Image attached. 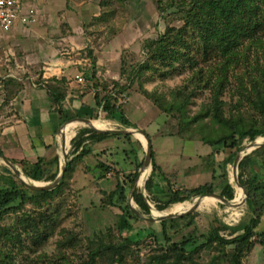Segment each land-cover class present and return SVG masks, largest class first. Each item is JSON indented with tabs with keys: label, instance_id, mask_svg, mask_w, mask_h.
Listing matches in <instances>:
<instances>
[{
	"label": "rangeland",
	"instance_id": "rangeland-1",
	"mask_svg": "<svg viewBox=\"0 0 264 264\" xmlns=\"http://www.w3.org/2000/svg\"><path fill=\"white\" fill-rule=\"evenodd\" d=\"M184 1L186 0H39L36 19L40 23L36 22L37 26L34 27L32 24L33 28L28 27V30L13 29L9 35L0 33V93L6 88L14 89V85L10 83L8 86L7 82L8 79L15 80V76L8 74L16 75L17 68L23 70V74L18 75L21 78L19 82L21 87L28 88V85L35 82L43 87L41 89H50L47 87L50 83H45V79L42 78L44 70L42 66L46 63L52 64L55 59H60L65 64L77 66L79 71L87 69L91 75L93 69L97 71V58L102 71L97 77L107 82L116 78L125 85V90L118 94V104L136 127L106 119L105 112L101 108L97 111V116L90 120L105 122L106 126L101 129L143 130L150 137L157 164L174 189L195 187L211 181L214 185L213 193L221 195L223 187L228 183L233 188V197L229 201L234 200L236 203L238 186L232 176L233 162L228 163L225 169L223 164V159L232 150L217 148V151L214 150L210 154L207 152L210 147L200 140L205 136L215 139L224 131L225 128L214 116L215 112L234 120L238 136L243 135L250 127L264 123V112L259 111L255 105L258 96L264 94V37H261L260 42L255 43L244 40L238 47L241 49L239 61L235 63L227 61L228 57L221 58L220 54L212 51L213 46L209 45L213 41L208 43L209 39L206 38L204 41L200 33L202 29L200 24L186 15L184 10L189 7L182 6ZM18 35L21 38L37 39L35 45L38 49L31 50V55L28 54L30 56L21 61L16 56L19 42H17L18 37L15 36ZM161 36L171 41L168 48L171 50L175 48L178 54L170 55L171 52L168 54L154 50L153 53L160 54V57L154 56L150 60V67L142 69L132 78V74L128 71L150 55L149 41L156 42L153 48L158 43L162 44ZM29 40L27 43L30 46L33 42ZM18 63L22 66L19 64L18 67ZM92 63L95 65L93 69H91L93 66H88ZM227 64L229 66L225 70ZM97 77H88L87 84L91 86L98 80ZM38 78H41L40 83L36 81ZM81 87L83 88L84 85ZM43 96H45L44 92L40 98ZM158 104L163 105L161 107L165 110L163 111L165 117L162 114L164 119L158 116L160 112L156 107ZM83 127L89 128L80 123L74 129V133ZM116 133L120 134V136L116 135L120 140L124 139L127 147L124 156H120L123 162L120 160L116 163L118 170L124 175L136 166L137 158L129 152L131 148L138 151V157L143 163L146 145L138 138L137 133L129 134L130 137L127 139L124 134ZM169 134L172 136H168ZM259 137L264 138V135H258L254 140H250L245 135L241 141L240 149L244 152L241 160L245 159L242 178L255 184L251 188L242 185L245 192L238 205H228L212 195L206 196L214 197L213 203L199 205L198 200L203 197L200 195L181 202L184 207L181 210L172 211L174 204L158 210L156 201L168 199V190H166L168 184L158 172L152 173V166L142 171L146 172V175L140 180L141 163L134 180L135 189H139L146 197L150 211L149 214L142 213L129 192L127 203L142 217L135 214L137 219H131L133 227L131 234L122 232L123 235L130 236L139 232L142 239L136 247L141 263L155 248L153 239L145 237L146 233L142 230L149 228L163 239L161 220L158 221L157 218L165 213L180 215L164 219L167 224L180 220L179 225L182 227L178 232H169L172 237L180 239L181 235L193 231L200 241L204 240L201 234H208L211 231L218 239L225 238L227 231L219 228L222 224L234 226L240 222L249 223L254 211L264 214V206L260 203L264 199L262 196L264 195V145L247 149V146ZM68 149L69 143L65 150L67 158L70 159ZM59 155L58 164L54 167L58 173L63 164L60 150ZM102 159L106 164L110 163L107 156ZM96 161L102 160L90 158L85 162L86 164L83 163L84 167L90 168L96 164ZM75 163L74 169L65 179L62 177L65 180L62 192L41 208L25 206L24 211L30 212L29 214L37 217V220L42 219L37 221L41 227L39 233L34 234L28 227L29 234H24L25 223L21 221L23 218L20 212L5 215L3 225L8 226L10 232L18 231L21 241L13 240L11 235L8 237L11 241L4 238L0 240V264H86L89 252L97 245L99 237H104L103 235L108 233H106L108 229L116 233V240L120 239L117 238L116 226L121 211L118 207L104 205L102 203L104 196L100 192L113 189L114 170L111 169L109 174L106 173L105 178L96 186L94 185L96 181L91 183V175L95 173L87 171L83 174L80 162ZM13 164L19 175L21 174L20 177H24L27 183L38 181L47 184L54 180L50 178L35 180L27 177L21 164ZM239 168L238 164V180H240ZM212 171L216 172L214 180L211 176ZM224 171L227 173L226 176H223ZM1 176L3 177L1 180L5 183L13 182L12 176L22 183L11 167L0 158ZM149 177L152 181L151 192L144 187ZM22 184L27 188L24 183ZM255 186L258 188L254 191L252 188ZM33 191L28 192L33 194ZM249 193L255 201L252 207L254 211L246 201ZM192 204H197V207L192 212L186 213L193 206ZM48 216L57 217V221L49 224ZM183 216L189 217H184L185 221H181L180 217ZM150 218L155 220H149ZM189 218H192V225L188 221ZM262 223L257 230L264 227V220ZM33 225L34 223L31 227ZM71 236L76 238L73 246L65 242ZM5 253L9 254L6 256ZM216 255L217 262H212L213 256ZM10 256L12 262H9ZM129 257L127 264H133L137 260L135 257ZM110 259L104 256L103 259H98L96 264H109ZM194 262L225 264L222 253L210 250L197 252ZM111 264L119 263L111 262ZM243 264H264V247L257 243L244 259Z\"/></svg>",
	"mask_w": 264,
	"mask_h": 264
},
{
	"label": "trees",
	"instance_id": "trees-1",
	"mask_svg": "<svg viewBox=\"0 0 264 264\" xmlns=\"http://www.w3.org/2000/svg\"><path fill=\"white\" fill-rule=\"evenodd\" d=\"M182 6L189 7L184 11L186 15L192 17L195 23H199L201 26V36L210 41H213L209 46H213L212 51L216 54H220L221 58H227V61L238 62L241 55V49H239V45L243 43L244 40L255 43L260 42L261 37H264V0H186L182 4ZM180 6V7H182ZM148 47L150 48V55L143 62H138L135 67L132 69H128L129 73L132 74V78L135 77L140 71L144 68L150 67V60L160 57V54L155 55L154 50L159 51L160 53L165 52L170 55H177L178 53L175 51V48L172 50L169 47L170 40L161 36L160 43L153 48V44L155 41H149ZM91 69L95 67V65ZM224 67L225 70L228 68ZM85 72V73H84ZM122 71L120 73V76ZM83 75L87 78H94L96 75V70L93 69L91 75H89L88 70L83 71ZM98 80L93 83L94 87V99H95V107H88L85 104L80 105L75 112H70L68 110H61V115L63 120H67L71 117H87L94 118L97 116V108L102 107L105 112L106 119H116L120 123L125 126L136 127L134 123H132L127 116L125 115L122 107L118 104V94H121L123 90H125V85L121 83L119 80H110L102 81L99 77ZM41 78H38L36 81L40 83ZM46 83L49 82H62L63 80H57L54 77L44 80ZM13 84L14 89L6 88L4 91V101H10L13 96L21 89V85L18 84L14 79H8L7 85ZM8 85V86H9ZM80 90V89H79ZM117 91V92H116ZM76 92H78L76 90ZM51 93V92H50ZM51 97L53 98L55 103H59L60 100L63 99V93H51ZM256 107L259 111L264 112V94H260L258 96V100L255 101ZM162 104H158L156 107L160 111L158 116L165 117L163 113ZM59 110V111H60ZM166 113V112H165ZM215 118L219 120V123L223 125L225 128L222 133H220L217 138L210 139L206 136L200 140L203 144L210 146L213 151L217 148L231 149L230 153L223 159L224 169L226 168L228 163H232L236 152L241 148V141L246 136L249 137L250 140H254L258 135H264V123L257 127H250L247 131L243 133V135H237V126L233 119H227L223 117L221 113L214 114ZM163 117V119H164ZM87 133V136L84 137V134ZM120 136L117 133H109V132H97L93 129H89L87 127H83L78 130L77 134L71 140V148L68 154L71 156L68 159L66 164V170L63 175L65 179L66 175L69 174L74 169V165L76 161L81 162V172L83 174L88 172L95 173L91 175V183L94 182V185H98L97 183L105 178L106 173H109L111 169L114 170V178L115 183L113 189L108 192L100 191L104 196L102 203L104 205L115 206L118 207L121 211L120 218L118 220L116 226V232L118 233L116 240V233H113L112 230L108 229L106 231L107 234H104V237H99V242L97 245L89 252V257L86 264H96L98 259H103L104 256L110 257V261L112 263L119 264H127V258L135 257L137 260L133 262V264H195L194 256L197 252L201 251H217L224 255L225 264H243L244 259L252 252L253 248L256 244H261L264 247V229L257 230L261 222V213H256L253 207V196L251 193L248 194L246 199L250 208H252L253 216L249 223L240 222L234 226L220 225V230L227 231L226 237L218 239L211 231L208 234H201L204 240L200 241L198 236L194 235L193 231H190L186 234L181 235L180 239H175L172 237L169 232L174 231L178 232L181 225H179L180 220L175 222L166 223L165 220H162L160 224L162 225V234L163 239L159 238L154 231L149 228L142 230V232L146 233L145 237H149L153 239V243L155 245L154 251L147 256V259L141 263L140 257L138 256L139 251L137 247L141 243V237L139 232H136L134 236H130L132 231L131 219H137L135 213L130 209L129 204L127 203L128 194L130 192V188L134 183L135 178L138 174V168L141 166L142 159L138 157V151L136 149H132L129 151L137 158V162H135V169H133L129 173L120 172L118 169H115L114 166L110 164H106L102 161H98L94 168L84 167L85 163L83 158L92 154V150L84 143L86 139L93 141H101L103 139ZM125 138H129V134H124ZM172 136V135H168ZM149 137V136H148ZM150 138V137H149ZM183 139V138H182ZM186 140V139H183ZM219 150V149H218ZM217 151V150H216ZM126 153V151H123ZM128 152V151H127ZM2 154V150L0 148V155ZM58 159V157H57ZM244 158L239 163L240 169V183L247 188H251L255 183L251 184V181H246L242 178L243 167H244ZM13 163H19L22 166V169L27 177L33 178L35 180H44V179H55L57 176L56 170L51 171L50 169L45 167L44 159L37 158L36 161L31 162L28 160H13ZM86 164V163H85ZM152 173L158 172L160 177L163 178L168 184L166 190H168V199L163 201H156V208L158 210L165 209L170 204L176 202H183L188 200L194 196H200L207 193H213V183L205 182L203 184L197 185L195 187H182V188H173L171 182L168 178L165 177L164 173L160 169L159 165L155 160V152L152 149ZM216 172L212 171V180L216 178ZM226 171H224L223 176H226ZM122 176H124L122 178ZM13 182L5 183L0 177V240L2 238L6 240H10L9 235L12 236L13 240H19L20 234L18 231L10 232L8 231V226L3 225L5 215L16 213L21 214V221L25 223L24 226V234H29L30 227L31 232L37 234L40 232L41 227L37 221V217H32L30 212L24 211L26 205L31 206H39L41 208L42 205L49 203L59 192H62L63 187L65 185L64 181L61 180L59 184L52 190L49 191H33L28 187L25 188L21 182H18L14 176H12ZM253 180H255L253 178ZM3 183H2V182ZM151 177L147 179L144 183V187L148 192H151ZM251 182V183H249ZM254 182V181H253ZM258 187L255 186L252 189L255 191ZM28 191H33V194ZM223 197L227 200H231L233 197V188L230 184H226L223 187V191L221 193ZM264 198V195H262ZM210 197V196H205ZM132 198L137 206L140 208L142 213L149 214L150 207L146 201V197L142 194L139 189H134ZM213 198V197H212ZM215 199V198H214ZM262 206H264V199L260 202ZM50 219V223H54L57 221V217L48 216ZM183 216L180 217L181 221H185ZM173 221V220H171ZM189 223L192 225V218H189ZM32 223L34 225L31 227ZM188 223V226L190 224ZM42 224H44L42 222ZM193 230V229H192ZM112 231V232H111ZM122 232H127V235H123ZM130 232V233H129ZM175 234V233H173ZM10 236V238H11ZM76 238L71 236L66 239V244L73 246L75 244ZM11 241V240H10ZM19 240L18 242H20ZM135 245V247H132ZM222 246L221 248L219 246ZM134 248V249H133ZM129 253V256H128ZM6 256L9 253H5ZM129 257V258H130ZM214 261L218 259V256H213ZM9 262H12L11 256L9 258ZM109 262V264H111Z\"/></svg>",
	"mask_w": 264,
	"mask_h": 264
},
{
	"label": "crops",
	"instance_id": "crops-1",
	"mask_svg": "<svg viewBox=\"0 0 264 264\" xmlns=\"http://www.w3.org/2000/svg\"><path fill=\"white\" fill-rule=\"evenodd\" d=\"M38 1L39 0H24L27 9H33V16H36L34 19L35 22L33 21V23L31 22L27 25L17 24L10 30L0 31V33L3 32L4 34L9 35L10 31L13 29L20 31L22 28L27 29L28 27L33 28V25L34 27L37 26V23L39 22V20L36 19L38 17ZM16 37H18L17 42H19V48L16 53L18 60L21 61L25 57H29L32 51L38 49L35 45L37 39L29 38V40L28 37L27 39L26 37L21 38L20 35L15 36V38ZM28 40L33 42L30 46L27 43ZM21 45L23 47H21ZM51 63L52 64L43 63L45 66H42V70L44 69L42 78L46 80L54 77L57 80H63L62 82H49L50 84L48 83L49 85L47 87L50 89H41L43 87H40V84L32 82V85H28V88H26V86L21 87L15 96H13L8 102H5L3 99L5 94L4 89L0 93V148L2 150L1 155L11 162L13 160H28L34 162L37 158H43L45 167L48 169L51 168L52 170H50L53 171L54 167L58 164L57 161L60 158L59 150L61 151L62 144H64L63 142H65V148L67 143H69L68 150H70L71 140L78 132H75L66 142L65 138L64 140L62 138L63 135H61V131L63 134V129L66 125L70 124L74 118H80L79 116H76L63 120L61 110L75 112L82 104H85L88 107H95L96 104L93 84L91 82L90 84L92 85L89 86V83L87 84V77L83 75V71H87V69L84 68L83 71H79L77 66L68 63L65 64L60 59H55ZM19 64L20 63L17 65L18 67ZM91 65L92 64L88 66L90 67ZM20 66L22 65L20 64ZM96 66V75L100 76L102 71L100 69L101 65L97 63V58ZM22 72V68L16 69L17 76L23 74ZM8 75L12 77L15 76V81L18 82V84L21 81L19 76L17 77L10 73ZM77 75L83 77L84 83L77 81ZM114 80H116V78H114ZM44 82L46 83V81ZM83 85L84 87L82 88L81 86ZM76 90L78 92H76ZM89 90L91 91L89 92ZM42 92H44L45 96L40 98ZM50 92L55 94L63 93L64 97L59 103H55ZM99 108L102 109V107H98L97 111H99ZM81 118H85V116ZM110 120L116 121L115 118ZM110 132L116 133V129ZM85 136H87V133L84 134V137ZM84 143L88 145L92 150V154L95 155L94 157L91 156L92 154L86 156L83 158L84 162H87L90 158H94L102 160V162L105 163L102 158L107 156L110 160L109 164L114 166L115 169H118L116 163L120 160L122 161L120 156H124L125 152L123 151L127 150L124 139L120 140L117 136L93 142L86 139ZM210 149L207 152L211 154L213 153V149L211 147ZM97 162L98 161H96V163ZM94 166L92 165L90 168H94ZM263 220L264 214L261 217L259 225L263 224ZM262 229H264V227Z\"/></svg>",
	"mask_w": 264,
	"mask_h": 264
},
{
	"label": "water",
	"instance_id": "water-1",
	"mask_svg": "<svg viewBox=\"0 0 264 264\" xmlns=\"http://www.w3.org/2000/svg\"><path fill=\"white\" fill-rule=\"evenodd\" d=\"M74 119L82 120L85 123V125H87L88 127L92 128L93 130H96L98 132H102V133L109 132L110 133V131H114V129H98V128H95L94 126L89 124V121H91L90 119H86V118H74ZM116 132H119L121 134L140 133L144 137L145 145H146L144 160H143L142 166L140 167V171L142 172L148 166L149 167L152 166L151 165V161H152V142H151L150 138L148 137V135L143 130L130 128V129L117 130ZM62 138L64 140V137H62ZM261 145H264V141L262 143H258V144L252 143V144L248 145V147H250V149H248V150H251L253 148L259 147ZM61 152H62L63 164L60 167L59 173L57 174V176L55 177V179L52 182L47 183V184H41V185H35L34 183H27L22 177H20L19 172L17 171V169L15 168L14 164L10 160H8L7 158H5L2 155H0V158L3 160L4 163H6L9 167H11V169L15 173V175L18 176L19 179L22 181V183H24L29 189L35 190V191H49V190L54 189L59 184V182L61 181V179H62V177H63V175L65 173V170H66V164H67L68 158H67V155H66L67 153H66V150H65V143L62 144ZM243 155H244V152L241 149L236 152V155H235V158H234V161H233L232 176H233V180L235 181V183L237 185H239V187H241L243 189V192H245V188L240 184V181L238 180V176H237L238 164H239V162H240V160H241ZM135 187H136V181L133 183V185H132V187L130 189V196L133 195ZM206 195H212V196H215L216 198H220L219 197L220 195L216 194V193H207V194H204L203 196H206ZM222 200L225 203H227V201L224 200L223 198H222ZM129 207L136 215L142 217L141 214L138 211L134 210L130 205H129ZM196 207H197V204H194L188 211H186V213L187 212L188 213L192 212ZM179 216L180 215L166 214V215H162V216L158 217L157 219H158V221H160V220L162 221V220H164L166 218H173V217H179ZM145 219H147V218H145ZM152 219L153 218H150L149 220H152ZM153 220H155V219H153Z\"/></svg>",
	"mask_w": 264,
	"mask_h": 264
},
{
	"label": "built area",
	"instance_id": "built-area-1",
	"mask_svg": "<svg viewBox=\"0 0 264 264\" xmlns=\"http://www.w3.org/2000/svg\"><path fill=\"white\" fill-rule=\"evenodd\" d=\"M33 9H27L24 0H0V31H8L17 24L27 25L34 21ZM76 79L84 83L82 76Z\"/></svg>",
	"mask_w": 264,
	"mask_h": 264
},
{
	"label": "bare ground",
	"instance_id": "bare-ground-1",
	"mask_svg": "<svg viewBox=\"0 0 264 264\" xmlns=\"http://www.w3.org/2000/svg\"><path fill=\"white\" fill-rule=\"evenodd\" d=\"M71 123H73V124H71ZM70 123V125L68 124V125H66L67 127H65L64 129H63V134H62V131H61V135H63V137L65 138V141L67 142V140L73 135V133H74V129L78 126V124H80V123H82V124H84L85 125V123L82 121V120H80V119H74L72 122ZM89 124H91L92 126H94L95 128H98V129H101V128H103L104 126H106V123L105 122H101L100 120H91V121H89ZM70 129H71V131H70ZM137 136H138V138L139 139H141L143 142H145V139H144V137L140 134V133H137ZM264 141V138L263 137H259V138H257L256 139V141L254 142L255 144H258V143H262ZM65 143V142H64ZM247 149H250V147H248L247 146ZM21 175V174H20ZM146 175V172H142V174H141V176H140V180L141 179H143L144 178V176ZM24 180H25V178L24 177H22ZM144 181V180H143ZM140 182V181H139ZM142 183V182H141ZM34 184L35 185H41V184H43V183H41V182H38V181H34ZM140 184V183H139ZM241 184V183H240ZM238 186V192H237V195H236V197H235V199L237 200V202L236 203H234V200L232 201V202H230L229 200H227L225 197H223L222 195H220L219 197L220 198H218L219 200H221V201H223L222 200V198L224 199V200H226L227 201V203L226 204H228V205H238L239 203H241V199H243V189L241 188V187H239V185H237ZM214 197L212 198V196H210V197H205V196H203V197H201L199 200H198V203H199V205H200V203L201 204H204V205H209L210 203H213L214 202ZM224 202V201H223ZM225 203V202H224ZM174 205H173V208H172V211H178V210H181V209H183L184 207H183V204L181 203V202H176V203H173ZM193 205V204H192ZM188 207V206H187ZM171 211V212H172ZM155 212V211H154ZM157 213V212H156ZM166 214H172V213H165V215ZM160 215V214H159Z\"/></svg>",
	"mask_w": 264,
	"mask_h": 264
}]
</instances>
